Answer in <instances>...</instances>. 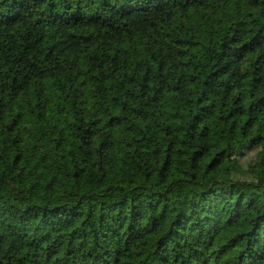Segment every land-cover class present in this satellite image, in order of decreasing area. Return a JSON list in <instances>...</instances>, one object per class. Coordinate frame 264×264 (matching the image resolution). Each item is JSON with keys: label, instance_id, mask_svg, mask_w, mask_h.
Listing matches in <instances>:
<instances>
[{"label": "trees", "instance_id": "1", "mask_svg": "<svg viewBox=\"0 0 264 264\" xmlns=\"http://www.w3.org/2000/svg\"><path fill=\"white\" fill-rule=\"evenodd\" d=\"M0 264H264V0H0Z\"/></svg>", "mask_w": 264, "mask_h": 264}]
</instances>
